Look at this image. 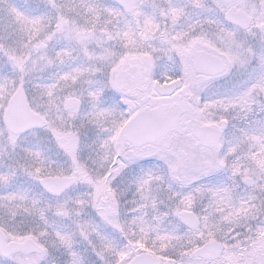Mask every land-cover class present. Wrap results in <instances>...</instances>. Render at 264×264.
<instances>
[{
	"label": "snow or ice",
	"instance_id": "1",
	"mask_svg": "<svg viewBox=\"0 0 264 264\" xmlns=\"http://www.w3.org/2000/svg\"><path fill=\"white\" fill-rule=\"evenodd\" d=\"M0 264H264V0H0Z\"/></svg>",
	"mask_w": 264,
	"mask_h": 264
}]
</instances>
